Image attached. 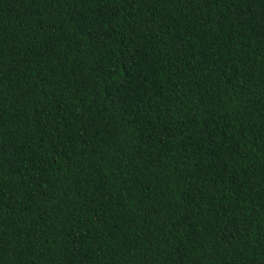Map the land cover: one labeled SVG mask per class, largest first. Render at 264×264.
<instances>
[{
	"label": "trees",
	"instance_id": "16d2710c",
	"mask_svg": "<svg viewBox=\"0 0 264 264\" xmlns=\"http://www.w3.org/2000/svg\"><path fill=\"white\" fill-rule=\"evenodd\" d=\"M0 264H264V0H0Z\"/></svg>",
	"mask_w": 264,
	"mask_h": 264
}]
</instances>
